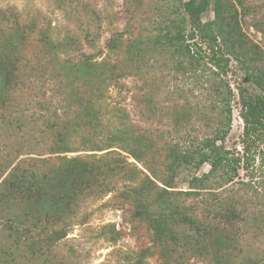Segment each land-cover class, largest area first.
I'll list each match as a JSON object with an SVG mask.
<instances>
[{
	"label": "rangeland",
	"instance_id": "1",
	"mask_svg": "<svg viewBox=\"0 0 264 264\" xmlns=\"http://www.w3.org/2000/svg\"><path fill=\"white\" fill-rule=\"evenodd\" d=\"M168 3L0 0V264H264V154L220 192L233 204L232 219H211L184 192L193 170L170 166L177 145L219 125L214 87L224 88L207 71L174 68L156 41ZM225 7L264 66V0H227ZM201 18L211 22L213 11ZM222 77L234 93L225 145L239 150L238 88L259 90L233 58ZM68 95L84 104L63 117L66 140L79 149L67 155L120 152L123 174L115 175L110 160L91 174L58 163L50 113L39 101L55 109ZM30 167L51 172L35 180L25 174ZM96 180L109 188L84 190L80 204L67 205ZM183 214L207 227L196 234ZM59 230L64 235L55 239ZM185 234L189 241L176 240Z\"/></svg>",
	"mask_w": 264,
	"mask_h": 264
},
{
	"label": "trees",
	"instance_id": "2",
	"mask_svg": "<svg viewBox=\"0 0 264 264\" xmlns=\"http://www.w3.org/2000/svg\"><path fill=\"white\" fill-rule=\"evenodd\" d=\"M168 2V11L164 15V22L159 26L156 41L163 44L165 52L172 57L174 68L187 74L207 71V76L211 75L213 80H218L219 88H224L218 90L217 86L214 87L220 100L219 125L211 135L195 137L184 148L177 145L173 149L170 166L193 170L186 179L188 186L184 192L193 195L195 203L200 204L206 213L212 216L211 219L219 217L232 219L235 216L233 204L222 199L220 192L234 182L241 167L254 161L256 155L264 154V66L257 63L260 57L258 49L246 44L241 33L237 34L240 31L237 21H233L232 17L226 14L227 0H168ZM208 9L213 11L214 19L211 22H203L202 14ZM231 58L243 69L250 83L259 90L258 93H253L246 87L238 88L241 105L239 115L243 123L239 150L225 145V139L231 129L230 100L234 93L222 76L227 75L230 70ZM78 97L76 95L69 101L64 98L68 103L55 109L51 107L49 101H39L42 110L50 113L51 122H48L47 126L53 130L51 152L56 154L60 165L79 168L82 173L91 174L110 160L116 167L115 175L123 174L128 165L125 156L120 152L109 150L100 155L94 153L67 155V152L79 149H75L76 147L66 140V121L63 117L70 110H75V105V111L80 110L84 103ZM59 109L62 110L61 113L57 112ZM205 164L208 165V169L200 171ZM25 170L26 176L35 177V180L45 179L48 172H51L42 171L41 175L32 167ZM105 186L108 187L107 180H96L87 189L74 191L67 205L80 204L84 190L94 188L101 190ZM145 210L141 208L136 213L142 214ZM62 217L61 214L55 215V222H62ZM181 222L196 234L207 227V224L188 214L182 215ZM63 235L64 233L59 230L55 232L54 238L60 239ZM178 239L189 241L186 234L176 236V240Z\"/></svg>",
	"mask_w": 264,
	"mask_h": 264
}]
</instances>
